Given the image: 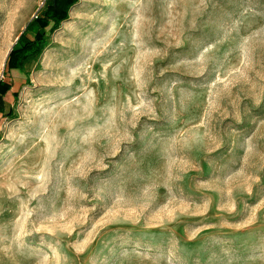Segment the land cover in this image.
<instances>
[{
    "label": "rangeland",
    "instance_id": "1",
    "mask_svg": "<svg viewBox=\"0 0 264 264\" xmlns=\"http://www.w3.org/2000/svg\"><path fill=\"white\" fill-rule=\"evenodd\" d=\"M6 79L0 264H264V0H79Z\"/></svg>",
    "mask_w": 264,
    "mask_h": 264
},
{
    "label": "trees",
    "instance_id": "2",
    "mask_svg": "<svg viewBox=\"0 0 264 264\" xmlns=\"http://www.w3.org/2000/svg\"><path fill=\"white\" fill-rule=\"evenodd\" d=\"M79 0H46L45 16L39 15L26 26L17 43L10 51L3 72V79H0V114L5 112L7 103L6 97L11 91V83L6 81L13 70H18L30 75L32 67L38 62L46 44L49 40V33L59 28L62 22L69 19L71 8ZM42 21H54L55 25L48 32ZM17 98L18 94H14Z\"/></svg>",
    "mask_w": 264,
    "mask_h": 264
},
{
    "label": "bare ground",
    "instance_id": "3",
    "mask_svg": "<svg viewBox=\"0 0 264 264\" xmlns=\"http://www.w3.org/2000/svg\"><path fill=\"white\" fill-rule=\"evenodd\" d=\"M20 1H21V0H20ZM24 1H25V2H24ZM27 1H28V0H22L20 3L22 4V3L24 2V3L26 4ZM72 13H73V12H72ZM23 20H24V19H23ZM23 20H21V21L18 22L19 25H18V27L16 28V30L20 27V25L22 24V21H23ZM6 56H7V54H6ZM4 59H5V58H4ZM0 69L2 70V61L0 62ZM1 70H0V71H1Z\"/></svg>",
    "mask_w": 264,
    "mask_h": 264
},
{
    "label": "crops",
    "instance_id": "4",
    "mask_svg": "<svg viewBox=\"0 0 264 264\" xmlns=\"http://www.w3.org/2000/svg\"><path fill=\"white\" fill-rule=\"evenodd\" d=\"M13 72H19V73H22V72H20V71H18V70H13L12 73H13Z\"/></svg>",
    "mask_w": 264,
    "mask_h": 264
}]
</instances>
